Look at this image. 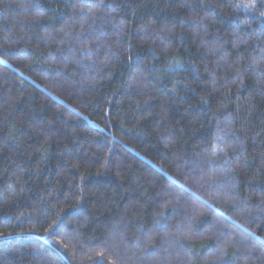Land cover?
Instances as JSON below:
<instances>
[{
	"label": "trees",
	"instance_id": "1",
	"mask_svg": "<svg viewBox=\"0 0 264 264\" xmlns=\"http://www.w3.org/2000/svg\"><path fill=\"white\" fill-rule=\"evenodd\" d=\"M0 0V264H264V0Z\"/></svg>",
	"mask_w": 264,
	"mask_h": 264
},
{
	"label": "snow or ice",
	"instance_id": "2",
	"mask_svg": "<svg viewBox=\"0 0 264 264\" xmlns=\"http://www.w3.org/2000/svg\"><path fill=\"white\" fill-rule=\"evenodd\" d=\"M254 5V0H252V4L249 5H244L245 7L253 6Z\"/></svg>",
	"mask_w": 264,
	"mask_h": 264
}]
</instances>
